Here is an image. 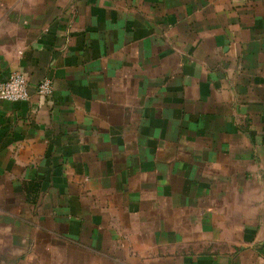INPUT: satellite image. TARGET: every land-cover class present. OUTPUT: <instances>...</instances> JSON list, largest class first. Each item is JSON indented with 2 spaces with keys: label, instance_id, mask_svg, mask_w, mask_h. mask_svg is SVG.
I'll return each instance as SVG.
<instances>
[{
  "label": "crops",
  "instance_id": "0c3cea01",
  "mask_svg": "<svg viewBox=\"0 0 264 264\" xmlns=\"http://www.w3.org/2000/svg\"><path fill=\"white\" fill-rule=\"evenodd\" d=\"M17 71L0 264H264V0H0Z\"/></svg>",
  "mask_w": 264,
  "mask_h": 264
},
{
  "label": "built area",
  "instance_id": "2783aa9c",
  "mask_svg": "<svg viewBox=\"0 0 264 264\" xmlns=\"http://www.w3.org/2000/svg\"><path fill=\"white\" fill-rule=\"evenodd\" d=\"M38 93L44 96H50L53 93L51 79H43L38 84ZM29 98V79L24 73L17 71L7 79L0 80V102H20L27 101Z\"/></svg>",
  "mask_w": 264,
  "mask_h": 264
}]
</instances>
